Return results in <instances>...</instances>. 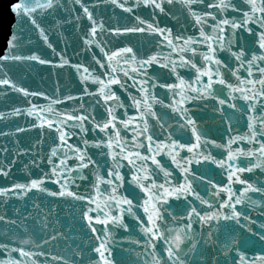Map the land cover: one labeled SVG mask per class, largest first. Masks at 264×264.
Masks as SVG:
<instances>
[{"label":"snow or ice","instance_id":"obj_1","mask_svg":"<svg viewBox=\"0 0 264 264\" xmlns=\"http://www.w3.org/2000/svg\"><path fill=\"white\" fill-rule=\"evenodd\" d=\"M109 2L115 8L129 13L140 7L150 8L152 20L135 16L138 23L134 26L108 27L103 18L97 23L92 11L96 5H89L85 0H71L70 10L66 0H16L11 5L17 21L27 20L38 37L53 52L56 49L39 20L50 12H67L69 18L63 23L71 24L73 20L76 21L77 29L83 34L84 50L91 53L93 64L72 65L80 73L81 91L68 95L65 99L78 103L79 107L59 111L53 105L62 103L60 99L49 98L43 92H30L9 75L7 62L53 63L35 53H17L16 49L23 37L22 33L16 31V24L13 25L7 48L0 55V87L5 91L18 92L26 100L29 96L44 97L49 99V105L41 108L29 102L26 108L8 109L7 116L5 112H0V119L22 115L33 117L39 123H31L29 126L41 130L46 126L53 148L47 157L31 161L33 165L40 167L46 159L51 166L50 171L27 182L0 187V197H25L35 190L45 197L71 198L78 202L71 207L75 209L74 219L79 217L77 223L81 226V231L69 237L55 227L59 221L50 219L51 209L45 215L38 213L42 220V235L37 236L33 232L18 239V243L0 242V264H116L109 226L123 227L128 231L129 226L124 223L125 215L136 222L142 233L135 243L139 246L141 240L143 241L140 253L145 256L143 264H208L204 251L208 248L214 253L211 264H264V248L249 258L241 250L238 239L221 240L220 236L221 221H231L264 245V223H257L236 208V205L244 204L246 207H259L264 210V182H249L238 175L239 172H251L253 169H260L264 173V0H179L181 15L186 14V21L198 32L195 36L184 35L187 24L175 35L173 28L167 24L161 26L158 14L172 16L179 23L180 17L172 11L177 0ZM229 10L236 15L230 16ZM53 20L56 25L61 24L59 18L53 16ZM85 20L87 23H84ZM105 29L115 36L149 33L158 38L156 47L161 51L140 57L130 45L110 51L106 39H100V34ZM244 33L248 34L247 37ZM164 48L174 53L175 57L165 56L162 51ZM189 52L191 56L188 55ZM57 55L60 56V66L71 64L65 58L64 52H58ZM197 56L201 62H197ZM233 63L235 68L232 67ZM181 68L195 71L196 75L191 82H186L180 75ZM164 70L168 71L169 76H175L178 83H162L157 73L162 74ZM242 71L247 72V77L241 75ZM225 72L236 77L238 85L229 81ZM203 77H207V80L202 79ZM217 83L223 86L219 90L215 87ZM158 87L167 89L171 94L169 103L166 104L164 99L155 95ZM131 89L136 90L135 95ZM225 92L227 95H224ZM237 99L242 100L243 105L238 107ZM210 100L214 101V114L221 123L228 125L229 131L237 111L242 116L247 115L249 135L244 138H250L260 146L246 152L237 149V154L253 156L258 153V163L250 162V166L244 169L233 163L235 156L231 150L227 151L226 159H217L211 152L204 151L202 140L204 146L216 145V141L199 129L198 115L185 105L190 101H201L203 107L207 108ZM90 102L91 112L88 111ZM157 103L162 111L155 108ZM130 106L135 107L139 114L138 122H143V128L131 127L132 119L126 118ZM196 107L201 105L197 104ZM120 109L124 111L123 116ZM164 109H170L171 114L163 111ZM229 109L232 110L231 113ZM150 120L157 122L153 128L158 127L159 134L150 131ZM121 125L125 130L132 131L131 145L127 139L121 137ZM22 130L16 129L17 132ZM189 131L194 140L192 143L182 139V134ZM73 136H79L76 143L70 142ZM233 139L229 137L228 144L224 147H228ZM35 147L32 145V150ZM60 148H66L67 151L60 152ZM184 150L190 155H183ZM9 151L7 147L0 148V152ZM27 151L29 149H19L11 162L5 155L3 163H0V175L7 177L17 157ZM165 155L168 160H163ZM211 164L225 171L226 184L216 183L197 171L199 167ZM125 167L128 169L126 173L122 172ZM105 169L106 176L103 174ZM176 169L183 177L178 183L173 181V172ZM89 170L94 175L91 188L96 195L89 193L87 184L84 185L83 193L75 190L81 186L77 181L92 180L91 176L85 174ZM161 174L162 181L159 179ZM46 179L58 185V190L48 188ZM197 180L207 181L210 187L206 191L211 193L208 198L197 190ZM234 182L246 185L241 189L239 197L232 191L231 185ZM104 184L110 188V192L106 197L97 199L101 193V185ZM221 189L228 195L227 198L220 197L215 210L205 211L197 207L196 201H199L200 205H207L212 209L216 203L215 197L220 196ZM249 192L261 194V199H251L247 196ZM173 200L184 205V215L179 218L172 209ZM44 207L42 203L33 205L34 209ZM4 220L5 216L0 215V221ZM7 222L16 224L15 220ZM170 222L175 226H170ZM97 224L104 226L103 234L97 229ZM197 224L199 228L196 227ZM49 228L51 233L47 231ZM61 240L65 241L66 250L72 248L73 241H79L72 249L71 256L52 253L51 248L44 251L41 247L50 244L58 247ZM28 245L31 247H26ZM233 252L236 253L235 256L232 255ZM49 255H52L51 262L48 260ZM221 256L223 260H220ZM39 257L44 259L40 260Z\"/></svg>","mask_w":264,"mask_h":264},{"label":"water","instance_id":"obj_2","mask_svg":"<svg viewBox=\"0 0 264 264\" xmlns=\"http://www.w3.org/2000/svg\"><path fill=\"white\" fill-rule=\"evenodd\" d=\"M131 2H135V0H131ZM13 3H16V0H0V55H3L6 50L7 40L13 31V25L16 24V31L18 33H22L23 37L19 41V47L16 49V52L24 55L35 53L43 59L53 61V63L41 64L38 61L7 62L6 68L9 75L16 81L17 84L27 88L30 92H43L46 93L49 98L60 99L62 103L53 105V107L57 108L59 111L78 109V103L65 99L66 96L75 95L77 92L81 91L80 73H78L72 65L77 63L90 65L93 64V61L91 53L85 52L84 50L85 46L82 43L83 34L77 29L76 21L73 20L71 24L63 23L64 20L69 18V15L67 12L61 11H56L55 13L50 12L47 16L39 20L41 25L49 33L50 42L56 49V52H53L47 47L43 40L38 37L35 29L28 24L27 20L22 22L17 21V17L11 10V5ZM85 3H88L89 5H96L92 8V11L96 16L97 23H100L101 18H103L105 25L108 27L134 26L138 23L135 16H140L148 21L152 20L150 8L140 7L138 9H134L132 13H129L124 12L120 8H115L111 5L109 0H85ZM66 5L70 10L72 7L71 0H66ZM77 11H79L78 6ZM172 11L176 16L180 17L179 23L172 16L158 14L161 26L167 24L169 27L173 28V34L175 35L178 34L187 24V31L184 32V35L195 36L198 34L196 28H194L189 21H186V14L181 15L182 8L179 4V0H177V4ZM229 15L235 16L236 13L229 10ZM53 16L59 18L61 20V24L56 25L54 23ZM84 23H87V21L85 20ZM208 30L211 31L210 28ZM230 31L231 30L229 29V32ZM213 35H215V33H213ZM244 35L247 37L248 34L244 33ZM100 39H106L107 47L110 51L119 47L130 45L134 48L138 57L150 56L155 52L161 51V49L156 47L158 38H154L149 33H127L121 36H115L109 34L105 29V32L100 34ZM61 51L65 53V58L70 60V65L60 66V56H58L57 53ZM162 51L165 56L170 58L175 57V54L171 53L167 48H164ZM188 55L191 56V52H189ZM195 59L197 62H201L199 56ZM176 62L179 63L178 60ZM232 67H236L235 63L232 64ZM179 73L184 77L186 82H191L196 75L195 71L189 68H181L179 69ZM157 75H160L162 83H178L176 77L169 76L167 70H164L162 74L157 73ZM225 75L229 81L238 85L239 82L236 77L232 76L230 72H225ZM241 75L247 77L248 74L246 71H242ZM202 79L207 80V77H203ZM130 83L131 82L129 81V84ZM215 87L219 90L223 86L217 83ZM58 89L59 91H57ZM131 91L133 95L136 94L135 89H131ZM155 95L164 99L166 104L171 101V94L167 89L158 87L155 90ZM224 95H227V92H225ZM237 97H239V93H237ZM177 99H179V97H177ZM29 102L41 108L49 105V99L44 97L29 96L26 100L22 94L11 90L5 91L3 87H0V112H5L6 116L8 114V109L13 107L26 108ZM236 102L238 107L243 105L242 100L237 99ZM197 104H200L201 107H196ZM213 104L214 101L210 100L207 108L203 107V102L201 101H190L187 105H185V107H187L191 112L198 115L199 129L207 133L210 139L216 141V145L208 144L204 146L202 140L201 144L204 147V151L211 152V154L217 159H226L227 151L231 150L235 156L233 163L244 169H247L250 166V162L258 163V153L253 156L237 154V149H241L246 152L249 149H258L260 146L259 143H254L250 138H244L249 135L247 115L245 114L242 116L241 113L237 111L233 116L231 130L229 131L228 125L226 123H221V121L216 117V114H214ZM155 108L158 111H162L158 103L155 105ZM88 111H92L91 102L88 104ZM163 111H168L169 114H171L170 109H164ZM119 112L122 116L124 115L123 109H120ZM231 112L232 110L229 109V113ZM126 118L132 119V128H143V122H138L139 114L134 106H130L128 108V117ZM31 123L39 122L35 121L33 117H28L26 115L19 117L8 116L7 119H0V148L7 147L10 150L8 153L0 152V163H3L5 155L7 156L8 161L11 162L13 155L19 149H29V151L17 157L16 162L7 177L0 175V187H8L12 183L17 182H27L31 178H39L44 175L46 171L51 170V166L47 163L46 159L40 167H36L31 163L33 159L39 160L40 157H47L50 155L53 148L52 138L48 134L49 130L47 127L45 126V128L41 130L38 127H30L29 125ZM156 123V121L150 120L149 129L150 131H155L159 134V128H153ZM17 128H22L23 130L17 132ZM119 129L121 137L127 139L129 141V145H131L133 135L132 131L125 130L122 125L119 126ZM229 137L234 138L233 142L228 145V147H224V145L228 144ZM182 139L184 142H194L190 131L182 134ZM258 139H260V137H258ZM78 140L79 136H73L70 142L76 143ZM144 143L145 145L147 144L146 139L144 140ZM32 145L36 146L34 150H32ZM81 147H83L82 142ZM59 151L64 152L67 151V149L60 148ZM182 154L190 155L186 150H184ZM97 158L99 159L98 155ZM163 160H168L167 155L163 157ZM25 165H27V167H25ZM226 167L227 165H225V168ZM127 171L128 169L126 167L122 169V172L126 173ZM197 171L199 173H203L206 177H208V179L216 183H227V175L225 171L220 169L215 164L199 167ZM85 174L91 176L92 180L84 182L77 181V183L81 186L78 189H75V186H73L74 189L83 193L85 190L84 185L87 184L89 193L96 195L95 190L91 188V183L94 181L93 173L89 170ZM103 174L105 176L107 175L106 169ZM238 175L242 179L248 180L249 182H264V173H262L260 169H253L251 172L245 170L243 172H239ZM159 179L161 181L163 180L162 174ZM182 179L183 177L179 173V170H174L173 181L178 183ZM45 184L50 189L58 190V185L53 184L51 180L46 179ZM196 186L197 190L200 191L201 195L205 196V198H208L211 195L210 192L206 191V189L210 187L207 184V181L197 180ZM231 187L235 196L239 197L241 189L245 188L246 185L234 182ZM219 191L220 196L215 197L216 203L212 209H209L207 205H200L199 201H196L197 207L205 211L215 210V208L219 205L220 197L227 198L228 195L223 192L222 189ZM108 192H110V188H108L106 184L101 185V193L97 196V199L106 197ZM247 196L257 201L261 199V194L259 193L249 192L247 193ZM191 199H194V197ZM37 203H42L45 207L43 209H34L33 205ZM75 203L78 202L72 201V199L68 197H45L42 193L35 190L29 192L25 197H0V215L5 216V220L0 221V242L7 241L9 243H18V239L25 238V236L31 235L33 232H35L37 236H41L42 220L40 219V216H38V213L45 215L49 209L52 211L50 219H57L59 221V223L55 224L56 228H58L61 232L67 233L69 237H72L74 234H78L81 231V226L77 223L79 217L76 216L74 219L75 209L71 207V205ZM171 204L172 209L175 211L178 218L184 215L185 208L183 204L175 200H173ZM236 208L244 215L256 220L257 223H264V215H262L264 210L259 207L253 209L252 207H246L244 204H240L236 205ZM141 215H143L142 212ZM8 220H15L16 224L8 223ZM38 220L40 222H38ZM124 223L128 224V231H125L123 227L116 228L111 225L109 226L113 236L111 247L116 264H143L145 256L140 255L143 241L141 240V245L139 246L135 243L137 239H140L142 233H140L136 222L131 217L125 215ZM25 224L27 225V230H25ZM221 225V240L225 238L238 239L241 250L245 251L249 258H252L254 253L259 252L262 248H264V245H262L258 239L252 238L250 233L241 229L234 222L221 221ZM170 226L174 227L175 225L170 222ZM96 227L101 234H103L104 226L97 224ZM196 227L199 228V225L197 224ZM6 230L7 235H5ZM47 231L51 233V228ZM78 242V240L73 241L72 248L67 250L65 249L64 240L59 242L58 247L55 244L41 245V247L44 251H48L49 248H51L52 253L71 256L72 249H74L75 244ZM26 247H31V245ZM204 251H206L208 257V264H211V260L214 255L212 249L208 248L204 249ZM232 255L235 256L236 253L233 252ZM39 259L43 260L44 257H39ZM48 260L50 262L52 261V255H49ZM220 260H223V256L220 257Z\"/></svg>","mask_w":264,"mask_h":264}]
</instances>
